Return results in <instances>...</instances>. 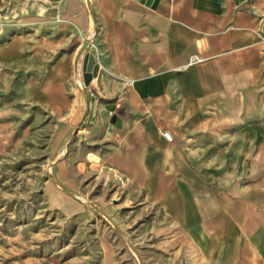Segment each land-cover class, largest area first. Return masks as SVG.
Listing matches in <instances>:
<instances>
[{
    "label": "crops",
    "instance_id": "obj_1",
    "mask_svg": "<svg viewBox=\"0 0 264 264\" xmlns=\"http://www.w3.org/2000/svg\"><path fill=\"white\" fill-rule=\"evenodd\" d=\"M92 1L95 19L82 0L65 7L82 36L97 26L87 144L132 183L149 170L204 264H264V94L253 95L252 57L238 54L264 0H234L226 17L222 0H192V18L191 0ZM195 49L204 62L189 65ZM73 52L57 65L60 85L78 68ZM118 102L125 114L107 108ZM114 117L121 125L108 133Z\"/></svg>",
    "mask_w": 264,
    "mask_h": 264
},
{
    "label": "rangeland",
    "instance_id": "obj_2",
    "mask_svg": "<svg viewBox=\"0 0 264 264\" xmlns=\"http://www.w3.org/2000/svg\"><path fill=\"white\" fill-rule=\"evenodd\" d=\"M66 1L0 0V264H204L149 170L132 183L87 144L93 104L83 65L97 26L82 36ZM82 1L95 19L93 1ZM233 2L222 0L223 17ZM250 42L238 54L252 57L261 96L263 19ZM72 49L78 68L61 89L56 68Z\"/></svg>",
    "mask_w": 264,
    "mask_h": 264
},
{
    "label": "water",
    "instance_id": "obj_3",
    "mask_svg": "<svg viewBox=\"0 0 264 264\" xmlns=\"http://www.w3.org/2000/svg\"><path fill=\"white\" fill-rule=\"evenodd\" d=\"M141 1H146V0H141ZM158 0H147V3H152L153 6H155L157 4ZM94 56L93 55H89L87 59H85L84 61V82L86 85H88L90 83V80L92 78L93 73L96 72L97 70V65L95 64L94 61ZM108 109H118L121 113L125 114V109L124 106L121 102L115 103V104H109L107 105ZM88 121V118L85 119L84 124H86ZM121 125V118L120 117H114L111 124L108 127V133H110L114 127H119ZM117 130V129H116Z\"/></svg>",
    "mask_w": 264,
    "mask_h": 264
},
{
    "label": "built area",
    "instance_id": "obj_4",
    "mask_svg": "<svg viewBox=\"0 0 264 264\" xmlns=\"http://www.w3.org/2000/svg\"><path fill=\"white\" fill-rule=\"evenodd\" d=\"M204 58L201 57L200 55L198 54H193L190 59H189V65L190 64H193L195 62H200V61H203ZM163 135L166 137V139H168L169 141H172L173 140V134L169 131V130H165L163 131Z\"/></svg>",
    "mask_w": 264,
    "mask_h": 264
}]
</instances>
